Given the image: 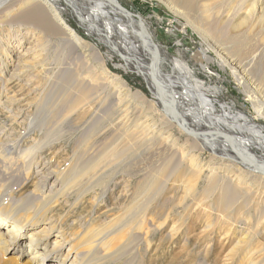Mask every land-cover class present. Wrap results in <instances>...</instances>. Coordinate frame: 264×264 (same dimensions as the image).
Wrapping results in <instances>:
<instances>
[{
	"label": "rangeland",
	"instance_id": "1",
	"mask_svg": "<svg viewBox=\"0 0 264 264\" xmlns=\"http://www.w3.org/2000/svg\"><path fill=\"white\" fill-rule=\"evenodd\" d=\"M115 1L133 17L141 18L154 43L168 52V58L186 63L199 82L217 91L214 100L219 110L232 108L234 113L253 115L264 132V109L254 113L257 107L248 101L264 102L263 35L248 34L252 18L239 29L232 23H223L217 16L220 6L210 8L217 4L216 0H197L193 8L186 5L187 0ZM39 3L53 29L35 32L30 24H0V75L11 81L3 91L0 89V133L18 136L30 129L27 146L40 141H47L46 147L49 146L38 162L33 161L32 170L15 174L8 184L23 194L45 186L42 168L50 159L49 172L59 173L71 165L82 164L79 179L83 184L71 194L59 197L54 212V219L61 222L67 234L79 233L87 223L93 227L109 224L149 199L151 204L143 218L149 219L147 226L152 225V235L139 245L129 264H264V178L237 171L230 164L226 167L227 162L200 152L176 126H163L166 118L153 103L154 93L149 84L134 69L123 67L124 62L111 52L112 44L90 36L79 24L78 15L67 7L60 17L84 40L83 45H77L54 20L47 5ZM28 48H34V54L39 55L34 67L25 75L6 76L3 61L7 51L15 49L18 56ZM230 58L238 59L248 76L242 75ZM84 64L90 65L86 72L81 70ZM170 69L167 62L166 70ZM82 75L89 81L99 78L91 94L78 93L67 85L70 79ZM102 80L105 90L98 91L96 86ZM54 89L68 97L61 103L55 102L56 108L47 101ZM12 95L15 100L10 102L7 97ZM77 97L88 98V103L70 107ZM40 106L55 111L48 118ZM40 113L43 119L39 118ZM128 119L130 124L140 126L135 130L140 136L147 129H155L156 141L149 143L152 147L141 146L127 137L123 144L124 149L131 148L129 153H123L120 144L114 149L116 133L123 130ZM51 123L55 125L48 129ZM130 127L124 128L127 136L136 128ZM103 148L110 154L108 163H94L88 169L89 152ZM195 148V160L183 158ZM103 167L104 176L100 172ZM26 174L29 181L24 192L17 182L24 181L21 177ZM54 179L49 177V187ZM149 181H155V191H146ZM42 227L45 225L39 230ZM12 248L5 254L0 250V264H28L31 255L20 257L11 252Z\"/></svg>",
	"mask_w": 264,
	"mask_h": 264
},
{
	"label": "bare ground",
	"instance_id": "2",
	"mask_svg": "<svg viewBox=\"0 0 264 264\" xmlns=\"http://www.w3.org/2000/svg\"><path fill=\"white\" fill-rule=\"evenodd\" d=\"M39 1L47 5L54 20L71 36L77 45H83L84 40L60 17V14L65 12L67 7L78 15L79 24L84 25L83 27L90 36L100 38L103 42L113 45L114 50L112 49L111 52L124 62L123 67L134 69L138 76L149 84L150 90L154 93L153 103L165 115L166 124L163 126H176L195 143L200 152L210 153L213 160L227 162L226 167L230 164L237 171L243 170L249 174L259 175V178L261 176L264 178V132L256 124L255 117L243 112L234 113L232 108L219 110L216 105L217 100H214L217 91L208 89L202 82H199V79L195 78L193 71L186 63L178 58H168V52L162 50L158 45L153 46L154 41L143 22L141 23L131 14L125 12L117 1L0 0V24H5L4 22L8 21L18 23L19 26L30 24L33 26L32 30H36L35 32H38L39 29L42 31L53 29V26L50 28L51 24L49 26V21L45 17ZM216 1L217 4L214 7H210V5L209 7L217 9V6H220V9H217V16L223 23H232V26L234 25L235 28L239 29L244 27L249 18H252V24L248 27V34H262L261 44H264V0ZM186 2V5L192 8L197 4V0H187ZM206 7L208 8V6ZM85 25L87 26L85 27ZM258 26L262 29L259 30ZM36 35L37 33H34L35 37ZM119 42L121 43L120 47L115 44ZM33 49L28 48L26 53L20 52L18 56H16L18 52L15 49L7 51L6 60L3 61L6 76H15L17 73L20 76L25 75L30 68H33L39 57L38 54H34ZM166 60L170 62L171 69L169 71L166 70ZM230 63L235 65L242 75L248 76L246 68L238 62V59L230 58ZM89 69L90 65L84 64L81 70L86 72ZM73 71L77 70L73 69ZM87 78L82 75L78 79H70L67 85L78 93L89 91L88 94H91L93 92L92 87L95 86L96 80L99 78L90 81ZM29 82L32 83V78ZM102 82L103 80L96 86L98 91L105 90V84ZM9 83H11L10 79L0 75L1 91ZM47 98V101L51 103L50 106L54 108H56L55 102L58 104L68 100V97H65L57 89L48 94ZM78 98L74 99V105L72 103L69 106L78 107L80 103H88V98H79L80 101ZM7 99L13 102L15 97L12 95ZM42 99H40L41 102H43ZM248 101L253 102L254 106L257 107L254 113L264 109L263 101L262 104L256 99ZM46 106H44L45 108L40 106V109L44 111L46 117L52 116L55 109L51 110V107L47 108ZM47 109L49 112L46 113ZM39 118L43 119V116L41 115ZM128 121L129 119L125 122L128 124H123V126L126 128L131 126L130 129L136 127L132 130L134 133L128 131L130 133L127 136L125 127L123 130L119 129L116 133L118 136L113 142V147L116 146L114 149H118L120 144V150L123 153H129L131 148L124 149L123 144L127 137L139 142L141 146H148L149 143L156 141L155 129H153L155 125L151 127L153 131L147 129L143 131L144 135L142 133L140 136L139 133L135 132V130L140 129V126L137 127ZM52 125L55 123H51L48 129H51ZM48 129L43 130H47L49 133L50 130ZM31 134L30 129L18 136L9 135L6 132L0 133V250H2L0 253L5 254L9 252L10 247H13L11 252L20 257L31 255L28 264H129L136 256L139 245L147 241V237L152 235V225L147 226L149 219L143 218L144 211L147 210L151 201L149 199L141 200L142 202L135 211L120 215L104 226L93 227L92 224L87 223L79 233L67 234L61 222L56 218L54 219V212L58 206L59 197L71 194L83 184V180L79 179L83 174L81 172L82 164H79L78 167H71L72 165L69 167L68 165L69 168L59 173L57 171L49 172L50 168L47 167L51 164L50 161L52 160L50 159L44 166L42 165L44 172H41V177L45 178L44 185L47 188L37 186L32 191L27 192V190L26 193L22 192L23 194H21L20 190L8 184L10 179H14L15 174L25 172L27 169L28 171L32 170L33 161L38 162L39 156L49 147H46L47 141L46 144L44 141H40L27 146ZM127 145L129 146V144ZM151 145L149 144V146ZM133 146L131 144V147ZM12 148L19 150V152L13 151ZM197 148L192 149L183 158L195 160L197 156L194 152L198 150ZM78 151L80 150L78 149ZM89 154H85V157H90L88 158V169L93 168L94 163H108V158H111L107 148L100 149L98 152H89ZM100 172L104 176L106 168L103 167ZM24 176L26 177H21L24 178V181L19 183L21 179L17 182L18 188L22 191L29 181V175ZM49 177L55 178V182L51 183L50 187ZM57 184L58 186H56ZM147 184L148 189L145 188L146 191H155V181H149ZM13 188L18 190L21 195L16 194ZM53 192L55 196L57 194L56 198L52 194ZM145 193L147 194V192H143V194ZM42 225L45 227H42L43 230H39Z\"/></svg>",
	"mask_w": 264,
	"mask_h": 264
},
{
	"label": "water",
	"instance_id": "3",
	"mask_svg": "<svg viewBox=\"0 0 264 264\" xmlns=\"http://www.w3.org/2000/svg\"><path fill=\"white\" fill-rule=\"evenodd\" d=\"M123 9H124V11L125 12H128L129 14H131L132 16H133V14L132 13H130L128 10H126L124 7H122ZM135 17V16H134ZM135 18H137V17H135ZM139 21H141V23H142V20H141V18H137ZM153 44V46L155 45L156 46V44L153 42L152 43Z\"/></svg>",
	"mask_w": 264,
	"mask_h": 264
}]
</instances>
